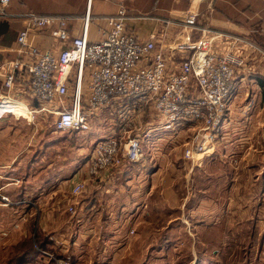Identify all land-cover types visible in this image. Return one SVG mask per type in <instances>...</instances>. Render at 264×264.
Listing matches in <instances>:
<instances>
[{"label": "rangeland", "instance_id": "rangeland-1", "mask_svg": "<svg viewBox=\"0 0 264 264\" xmlns=\"http://www.w3.org/2000/svg\"><path fill=\"white\" fill-rule=\"evenodd\" d=\"M165 6L163 20L172 18L171 9L191 7L198 26L247 28L264 47V0H165ZM2 21L13 27L7 12ZM161 25L167 44L176 28ZM16 30L0 35V63L15 58L8 48ZM201 32L192 29L189 39ZM182 57L175 52L171 60L179 64ZM243 81H234L217 140L202 138L192 158L184 152L196 123L178 135L153 134L139 159L92 177L95 142L118 132L107 110L90 115L87 130L62 129L50 112L0 121V195L8 198L0 197V264H264V86ZM195 150L202 154L194 158ZM214 150L223 161L204 159ZM78 179L84 188L73 194Z\"/></svg>", "mask_w": 264, "mask_h": 264}, {"label": "built area", "instance_id": "built-area-1", "mask_svg": "<svg viewBox=\"0 0 264 264\" xmlns=\"http://www.w3.org/2000/svg\"><path fill=\"white\" fill-rule=\"evenodd\" d=\"M9 3L0 0V16L6 15ZM128 18L125 5L120 4L114 14L104 17L105 25L97 29L99 38L90 40L88 25L93 19L89 15L84 17L83 32L71 36L67 15L24 13V25L15 40L19 55L0 63V82L7 89L0 93V118L12 115L29 120L36 112H50L60 116L58 125L65 130L89 129L90 115L104 110L116 118L113 123L118 132L102 135L93 146L88 160L90 177L124 159H139L142 142L148 137L163 131L178 135L188 123L199 127L184 152L192 158L193 148H202L199 135L217 140L236 73L246 66V57L239 52L212 51L213 38L205 31L189 39L195 28L191 7L180 18L162 19L176 28L167 44L154 32L140 37L126 26ZM44 27H51V35L64 45L56 53L34 42L35 32ZM254 49L264 61V47L254 45ZM175 52H183V57L173 69ZM73 69L75 95L68 105L67 83ZM17 76L24 79L26 97L34 98L37 108L8 92L17 87ZM15 103L27 112L18 110ZM73 186V194H78L84 181L78 179Z\"/></svg>", "mask_w": 264, "mask_h": 264}, {"label": "crops", "instance_id": "crops-1", "mask_svg": "<svg viewBox=\"0 0 264 264\" xmlns=\"http://www.w3.org/2000/svg\"><path fill=\"white\" fill-rule=\"evenodd\" d=\"M194 5L197 0H193ZM89 2L90 5H89ZM124 4L126 12L130 18L126 21V26L136 31L140 37H145L151 32L159 34L162 26L161 21L166 12L165 0H10L9 6L6 9L8 15L13 17V27L10 26L8 21V31L12 28L18 27L14 41H12L8 58L18 56L16 49V36L18 31L23 27V15L27 12H35L40 14H62L70 17L67 23V30L71 36H76L83 32L84 17L89 15L93 22H89L88 36L90 40H96L99 38L97 29L99 26L105 25L104 17L114 14L118 6ZM169 11V10H168ZM184 11H174L171 9L168 13V18H180L184 15ZM15 19V20H14ZM3 22V21H2ZM220 27H200L195 23L196 32L205 31L213 38L212 51L224 52L227 50H234L246 57V66L236 73L235 84L244 82L245 79L252 78L257 87L264 86V65H262L255 49L254 45L260 46L255 42L248 34L249 30L244 28L242 30L234 28L229 24L218 23ZM260 29V27L258 28ZM201 32V33H203ZM235 32V33H234ZM236 32H241L237 34ZM6 33V32H5ZM3 33H0L2 35ZM160 36V35H159ZM34 42L38 44L42 50H52L55 53L64 45L51 35V27H44L35 32ZM262 47V45H261ZM178 66V60L174 61L173 69ZM24 79L21 76H17L15 83L17 87L14 90H9L11 95L16 96L19 99H29L33 107L38 105V102L30 97L27 98L26 86L22 84ZM234 87V85H233ZM7 92V89L0 82V93ZM83 94H87V88L84 86ZM22 112L24 109H18ZM9 118H19L12 115L3 116L0 121H6ZM200 155L202 153H199ZM198 156V155H197ZM220 160L223 158L218 155L214 150L204 155V159Z\"/></svg>", "mask_w": 264, "mask_h": 264}, {"label": "bare ground", "instance_id": "bare-ground-1", "mask_svg": "<svg viewBox=\"0 0 264 264\" xmlns=\"http://www.w3.org/2000/svg\"><path fill=\"white\" fill-rule=\"evenodd\" d=\"M15 106H16L17 109H20L21 108V109H24L26 111V109L24 108V106H22L19 103H15ZM201 138H202V135H199L198 140H201ZM198 153H202V152H199L198 150H195V152H194V158H195V155H197Z\"/></svg>", "mask_w": 264, "mask_h": 264}, {"label": "trees", "instance_id": "trees-1", "mask_svg": "<svg viewBox=\"0 0 264 264\" xmlns=\"http://www.w3.org/2000/svg\"><path fill=\"white\" fill-rule=\"evenodd\" d=\"M8 23L6 22H0V33L8 32Z\"/></svg>", "mask_w": 264, "mask_h": 264}]
</instances>
